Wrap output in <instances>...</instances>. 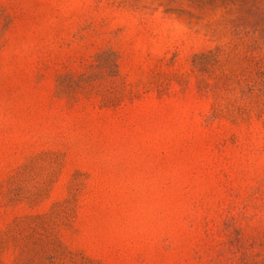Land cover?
Here are the masks:
<instances>
[{
  "label": "rangeland",
  "instance_id": "374dc122",
  "mask_svg": "<svg viewBox=\"0 0 264 264\" xmlns=\"http://www.w3.org/2000/svg\"><path fill=\"white\" fill-rule=\"evenodd\" d=\"M0 264H264V0H0Z\"/></svg>",
  "mask_w": 264,
  "mask_h": 264
}]
</instances>
